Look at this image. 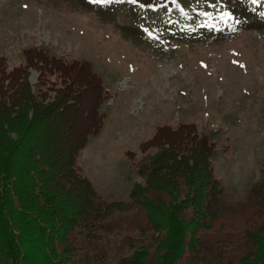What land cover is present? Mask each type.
Instances as JSON below:
<instances>
[{
	"label": "trees",
	"instance_id": "16d2710c",
	"mask_svg": "<svg viewBox=\"0 0 264 264\" xmlns=\"http://www.w3.org/2000/svg\"><path fill=\"white\" fill-rule=\"evenodd\" d=\"M23 59H0V264H106L109 235L123 226L140 237L114 264H264V171L232 202L215 175L214 142L193 123L164 124L140 143L159 149L139 163L142 182L127 200H106L78 162L104 124L101 77L87 61L36 49ZM35 67L39 87L55 76L53 97L31 90Z\"/></svg>",
	"mask_w": 264,
	"mask_h": 264
},
{
	"label": "rangeland",
	"instance_id": "374dc122",
	"mask_svg": "<svg viewBox=\"0 0 264 264\" xmlns=\"http://www.w3.org/2000/svg\"><path fill=\"white\" fill-rule=\"evenodd\" d=\"M261 13L264 6L249 0H172L145 8L0 0V59L21 65L23 51L36 49L67 62L87 61L101 77L110 97L102 105L104 124L78 162L104 199L127 200L142 182L139 163L159 149L141 151L140 143L156 127L193 123L214 142L215 175L228 185L229 200L238 202L264 171ZM37 68L28 69L31 90L53 97L55 76L39 87ZM114 233L106 264L129 257L128 238L140 237L125 226Z\"/></svg>",
	"mask_w": 264,
	"mask_h": 264
},
{
	"label": "snow or ice",
	"instance_id": "6c2138e0",
	"mask_svg": "<svg viewBox=\"0 0 264 264\" xmlns=\"http://www.w3.org/2000/svg\"><path fill=\"white\" fill-rule=\"evenodd\" d=\"M89 2L98 6L128 3L131 5H138L140 8L151 7V5L140 3V0H89ZM173 2H175V0H173ZM249 2L253 5L261 4V6H264V0H249ZM261 16L264 17V13H261ZM149 35H151V33H149Z\"/></svg>",
	"mask_w": 264,
	"mask_h": 264
}]
</instances>
